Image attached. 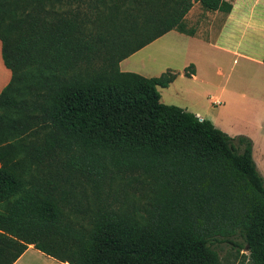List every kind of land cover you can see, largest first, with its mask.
<instances>
[{
  "label": "trees",
  "instance_id": "16d2710c",
  "mask_svg": "<svg viewBox=\"0 0 264 264\" xmlns=\"http://www.w3.org/2000/svg\"><path fill=\"white\" fill-rule=\"evenodd\" d=\"M194 2L231 9L0 0L11 72L0 92V264L29 245L68 264H222L223 243L264 264V177L251 139L161 102L158 87L177 71L119 68L169 30L194 34L185 20ZM112 183L140 202L115 207L103 196Z\"/></svg>",
  "mask_w": 264,
  "mask_h": 264
},
{
  "label": "crops",
  "instance_id": "0c3cea01",
  "mask_svg": "<svg viewBox=\"0 0 264 264\" xmlns=\"http://www.w3.org/2000/svg\"><path fill=\"white\" fill-rule=\"evenodd\" d=\"M227 12L207 11L199 2L185 15V20L198 9L203 17L194 26V34L169 30L119 62L122 71L143 76L159 75L167 69L178 72L166 87H159L160 101L174 104L209 119L230 136L244 135L252 141V156L264 177V10H257L262 0H226ZM264 6V5H263ZM264 9V7H263ZM155 45L159 65L123 66L128 59ZM0 41V92L9 82L10 70L2 58ZM150 55V53H145ZM193 64V73L184 70ZM171 97L165 100L164 94ZM247 106L249 113L241 108ZM68 264L57 261L32 245L13 264ZM49 259V260H47Z\"/></svg>",
  "mask_w": 264,
  "mask_h": 264
},
{
  "label": "rangeland",
  "instance_id": "374dc122",
  "mask_svg": "<svg viewBox=\"0 0 264 264\" xmlns=\"http://www.w3.org/2000/svg\"><path fill=\"white\" fill-rule=\"evenodd\" d=\"M261 2L264 5V0H262ZM263 5L261 6V4H258L257 10L263 11L264 10ZM198 9H201V7H198V8L195 7V9L193 7V10H195V12L192 13L191 15H189V17L186 19L187 28H193L194 26L198 25V23L200 21H202L203 17L200 16ZM145 53H150V55H145ZM155 59L158 61L160 58L158 56H156L155 45L152 43L151 46L148 47V49H145L141 53H138V54L130 57L128 59V61H126L124 63V65H122V68H123V66H127V65L129 66V64H131L130 66H134V67L136 66L135 69H140L139 71H144L141 68H139V66L145 65V64H147V65L152 64L155 67V64L159 65ZM156 68L157 67H155V70H153V72L156 71ZM153 76H157V75H153ZM164 97H165V100H169V97H171V96L169 93H165ZM241 111L243 113H249L250 108L247 106H244L243 108H241ZM124 187L126 190L123 189L122 187H120L119 184L112 183L111 186H106L105 188H103L104 189L103 190V196L107 197L106 199L109 202H111L115 207H119V206L130 207V205H131L130 202H132L134 199H137V201L140 202L138 197L133 198V197H130V195H129L131 191H135L137 193L139 191L134 189L132 186L128 187L125 185ZM122 190L127 192L128 196ZM134 195L136 196V194H134ZM141 200L143 201L142 206H146L147 202L143 199H141ZM138 204H140V203H138ZM243 252H244V254H246L247 249L243 250ZM219 253H220L222 264H245L247 261L246 259H243L242 256L236 257L235 250L232 249L229 245L224 244V243L221 245V248L219 249ZM47 260H49V259H47ZM40 263L41 262L39 259H34V260H32V262L30 264H40Z\"/></svg>",
  "mask_w": 264,
  "mask_h": 264
}]
</instances>
